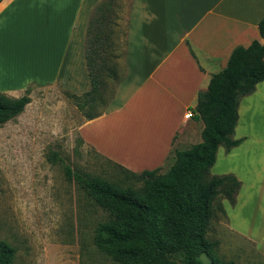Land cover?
<instances>
[{"label":"crops","instance_id":"1","mask_svg":"<svg viewBox=\"0 0 264 264\" xmlns=\"http://www.w3.org/2000/svg\"><path fill=\"white\" fill-rule=\"evenodd\" d=\"M100 1L1 0L0 66H10L14 74L0 76V92L20 97L32 85L76 95L88 91L85 37ZM127 5L125 40L119 39L122 79L102 114L85 118L78 130L96 152L131 171L165 172L177 150L201 141L202 120L184 117L198 91L226 67L235 47L263 42L258 22L264 0H131ZM151 134L155 144H143L140 157L122 154L125 149L133 155L132 143ZM234 138L240 143L231 149L218 147L210 173L239 180L235 204L222 199L227 231L250 242L264 260V79L238 98Z\"/></svg>","mask_w":264,"mask_h":264},{"label":"trees","instance_id":"2","mask_svg":"<svg viewBox=\"0 0 264 264\" xmlns=\"http://www.w3.org/2000/svg\"><path fill=\"white\" fill-rule=\"evenodd\" d=\"M1 1V0H0ZM115 0H101L89 18L85 58L90 89L74 97L86 119L99 116L114 95L122 74L118 63L120 40L114 34L119 19ZM263 42L235 47L226 67L213 74L205 90L198 91L192 108L203 122L201 141L177 150L165 172L158 168L126 172L138 186H122L102 177L64 166L74 180L105 213L93 236L96 247L119 264H235L217 253V240L208 237L215 213L225 216L222 199L235 204L239 180L233 174L213 175L219 146L226 150L240 143L234 138L237 104L264 79V17L258 22ZM191 53L192 49H190ZM27 88L20 97L0 92V124L23 112L30 102ZM69 94V93H68ZM15 248L0 239V264H11Z\"/></svg>","mask_w":264,"mask_h":264},{"label":"rangeland","instance_id":"3","mask_svg":"<svg viewBox=\"0 0 264 264\" xmlns=\"http://www.w3.org/2000/svg\"><path fill=\"white\" fill-rule=\"evenodd\" d=\"M129 1L118 0L116 9L114 34L122 41ZM0 67L3 78L14 74L10 66ZM29 96L22 113L0 124V239L15 248L11 264H119L93 241L104 211L66 177L64 166L122 186L140 183L126 179L125 171L81 138L78 128L85 115L73 96L59 87L36 85ZM155 140L151 134L132 143L133 155L125 149L122 154L138 158L143 144ZM226 223L225 216L215 213L210 224L208 237L218 241L217 253L235 264H264L250 242L228 234ZM201 259L210 264L206 255Z\"/></svg>","mask_w":264,"mask_h":264},{"label":"built area","instance_id":"4","mask_svg":"<svg viewBox=\"0 0 264 264\" xmlns=\"http://www.w3.org/2000/svg\"><path fill=\"white\" fill-rule=\"evenodd\" d=\"M192 111H186V113L184 114V117H185V119H188V118H190V117H192Z\"/></svg>","mask_w":264,"mask_h":264},{"label":"bare ground","instance_id":"5","mask_svg":"<svg viewBox=\"0 0 264 264\" xmlns=\"http://www.w3.org/2000/svg\"><path fill=\"white\" fill-rule=\"evenodd\" d=\"M140 150V149H139ZM137 151V150H136ZM137 154V153H136Z\"/></svg>","mask_w":264,"mask_h":264}]
</instances>
